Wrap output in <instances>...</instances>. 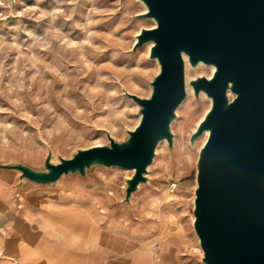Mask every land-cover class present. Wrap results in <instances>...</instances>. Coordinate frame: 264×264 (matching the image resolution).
Instances as JSON below:
<instances>
[{
	"label": "rangeland",
	"instance_id": "374dc122",
	"mask_svg": "<svg viewBox=\"0 0 264 264\" xmlns=\"http://www.w3.org/2000/svg\"><path fill=\"white\" fill-rule=\"evenodd\" d=\"M147 10L141 0H0V162L44 169L49 150L58 163L79 149L109 145L106 131L117 142L129 137L141 113L125 91L150 97L160 71L158 60L149 56L151 42L133 50L141 29L157 25L154 18L140 16ZM185 60L187 92L171 123L173 148L167 139L159 142L148 181L132 194L131 203L124 199L133 169L99 165L84 177L110 185L111 192L99 194L119 203L129 237L151 222H157L158 231H170L165 217L181 196L194 209L197 161L209 132L193 146L190 137L212 101L203 91L197 97L189 82L210 78L215 68ZM174 180L180 189L170 194ZM190 230L194 245L182 264H205L193 224Z\"/></svg>",
	"mask_w": 264,
	"mask_h": 264
},
{
	"label": "water",
	"instance_id": "95a60500",
	"mask_svg": "<svg viewBox=\"0 0 264 264\" xmlns=\"http://www.w3.org/2000/svg\"><path fill=\"white\" fill-rule=\"evenodd\" d=\"M141 1L148 10L140 16L157 25L141 29L133 50L151 42L149 56L160 71L150 97L125 91L141 113L129 137L117 142L106 131L109 145L79 149L58 163L49 150L44 169L18 161L0 162V168L42 184L86 177L99 165L130 168L124 201L131 203L148 181L159 142L167 139L173 148L171 123L187 92L185 56L194 67L213 65L210 78L189 82L197 97L203 91L212 101L190 137L193 146L209 132L197 161L194 230L205 264H264V0Z\"/></svg>",
	"mask_w": 264,
	"mask_h": 264
},
{
	"label": "crops",
	"instance_id": "0c3cea01",
	"mask_svg": "<svg viewBox=\"0 0 264 264\" xmlns=\"http://www.w3.org/2000/svg\"><path fill=\"white\" fill-rule=\"evenodd\" d=\"M11 170L0 168V264H182L194 245L182 196L165 217L170 231L151 222L129 237L119 203L99 194L110 185L79 174L42 184Z\"/></svg>",
	"mask_w": 264,
	"mask_h": 264
},
{
	"label": "built area",
	"instance_id": "2783aa9c",
	"mask_svg": "<svg viewBox=\"0 0 264 264\" xmlns=\"http://www.w3.org/2000/svg\"><path fill=\"white\" fill-rule=\"evenodd\" d=\"M180 189V183L178 180H174L169 184V188L168 191L170 194H175L177 193V191ZM156 250L157 252H159L161 250V246L157 245L156 246Z\"/></svg>",
	"mask_w": 264,
	"mask_h": 264
},
{
	"label": "bare ground",
	"instance_id": "6f19581e",
	"mask_svg": "<svg viewBox=\"0 0 264 264\" xmlns=\"http://www.w3.org/2000/svg\"><path fill=\"white\" fill-rule=\"evenodd\" d=\"M202 64V63H201ZM213 66V65H212ZM215 68V67H214ZM167 200V199H166ZM202 249V248H201Z\"/></svg>",
	"mask_w": 264,
	"mask_h": 264
}]
</instances>
